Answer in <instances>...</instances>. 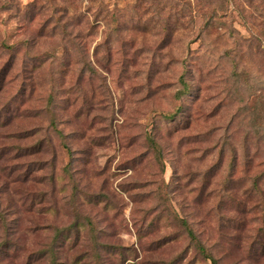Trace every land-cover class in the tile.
I'll return each mask as SVG.
<instances>
[{
	"label": "rangeland",
	"instance_id": "obj_1",
	"mask_svg": "<svg viewBox=\"0 0 264 264\" xmlns=\"http://www.w3.org/2000/svg\"><path fill=\"white\" fill-rule=\"evenodd\" d=\"M263 210L264 0H0V264H264Z\"/></svg>",
	"mask_w": 264,
	"mask_h": 264
},
{
	"label": "trees",
	"instance_id": "obj_2",
	"mask_svg": "<svg viewBox=\"0 0 264 264\" xmlns=\"http://www.w3.org/2000/svg\"><path fill=\"white\" fill-rule=\"evenodd\" d=\"M181 83H182L183 89H185L184 91H186L187 86H186L185 81L183 80V78H181ZM263 212H264V210H263ZM263 219H264V217H263ZM189 233H191V232H189ZM258 238L261 239V240H257L258 249L259 250L256 251V253L257 252L264 253V240H263L264 239V222H263L262 229L260 231V235L258 236ZM200 248L202 249V246H200Z\"/></svg>",
	"mask_w": 264,
	"mask_h": 264
}]
</instances>
